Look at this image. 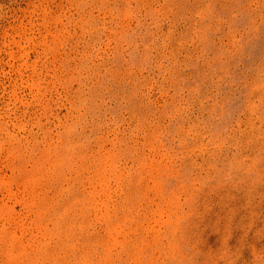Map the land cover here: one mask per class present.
I'll return each instance as SVG.
<instances>
[{"label": "rangeland", "instance_id": "rangeland-1", "mask_svg": "<svg viewBox=\"0 0 264 264\" xmlns=\"http://www.w3.org/2000/svg\"><path fill=\"white\" fill-rule=\"evenodd\" d=\"M0 264H264V0H0Z\"/></svg>", "mask_w": 264, "mask_h": 264}]
</instances>
